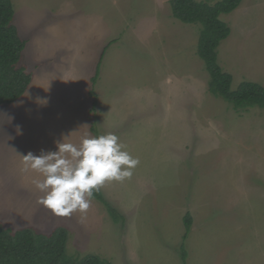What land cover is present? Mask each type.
<instances>
[{
  "label": "rangeland",
  "instance_id": "obj_1",
  "mask_svg": "<svg viewBox=\"0 0 264 264\" xmlns=\"http://www.w3.org/2000/svg\"><path fill=\"white\" fill-rule=\"evenodd\" d=\"M10 1L32 81L0 106V222L66 228L68 254L109 264H264V107L237 112L208 91L200 24L174 18L169 0ZM219 18L231 89L264 86V0ZM95 132L116 134L140 161L99 190L121 218L93 197L83 223L54 215L20 155Z\"/></svg>",
  "mask_w": 264,
  "mask_h": 264
},
{
  "label": "trees",
  "instance_id": "obj_2",
  "mask_svg": "<svg viewBox=\"0 0 264 264\" xmlns=\"http://www.w3.org/2000/svg\"><path fill=\"white\" fill-rule=\"evenodd\" d=\"M241 0H219L209 4L202 0H169L171 15L183 23H199L197 55L209 75L208 91L228 102L235 111H247L252 106L264 107V86L243 81L231 89L232 77L217 62L216 48L226 38L230 29L219 15L236 9ZM10 0H0V106L19 99L32 81V73L21 64L26 41L22 39L13 21ZM96 76L92 82H96ZM95 132V136H98ZM111 214L114 221L121 218L100 191L93 194ZM186 233L190 230L191 217L184 216ZM185 233V235H186ZM66 228H56L40 234L30 228L12 229L0 222V264H109L97 254L83 256L68 254Z\"/></svg>",
  "mask_w": 264,
  "mask_h": 264
},
{
  "label": "clouds",
  "instance_id": "obj_3",
  "mask_svg": "<svg viewBox=\"0 0 264 264\" xmlns=\"http://www.w3.org/2000/svg\"><path fill=\"white\" fill-rule=\"evenodd\" d=\"M56 150L41 149L39 155L29 151L22 158V170L39 178L32 183L41 193L38 203L54 215L71 217L79 213L83 223L94 192L108 182L131 178L140 163L119 137L107 132L84 136L78 143L56 141Z\"/></svg>",
  "mask_w": 264,
  "mask_h": 264
}]
</instances>
